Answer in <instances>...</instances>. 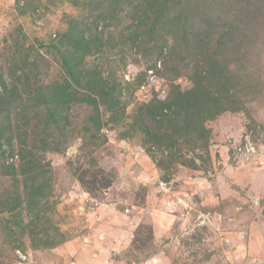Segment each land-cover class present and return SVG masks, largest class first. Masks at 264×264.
I'll use <instances>...</instances> for the list:
<instances>
[{
  "label": "rangeland",
  "instance_id": "rangeland-1",
  "mask_svg": "<svg viewBox=\"0 0 264 264\" xmlns=\"http://www.w3.org/2000/svg\"><path fill=\"white\" fill-rule=\"evenodd\" d=\"M154 1L0 0V264H264V0Z\"/></svg>",
  "mask_w": 264,
  "mask_h": 264
},
{
  "label": "trees",
  "instance_id": "trees-1",
  "mask_svg": "<svg viewBox=\"0 0 264 264\" xmlns=\"http://www.w3.org/2000/svg\"><path fill=\"white\" fill-rule=\"evenodd\" d=\"M156 1L159 2L160 6L164 5V4L168 5L169 3L172 2V0H155L154 2H156ZM235 2H238L242 5H244L246 7V9H248V6L252 3L251 0H247V1L246 0H238V1L235 0ZM160 6L155 8V9L161 8ZM198 12H199V10H197V8H193L190 11V14L188 15V17L191 18V20H193V18H194V20L197 21L199 24H201L202 27H205L207 25L206 19L202 18L200 15H198ZM177 24H178L177 31H178V35L180 36V42L183 44L185 49H188L190 46L189 40L194 38L196 34H199L200 31L191 27V25L193 24L192 22L182 24V21L179 22V20H177ZM0 85L2 87L6 86L1 79H0ZM194 91L195 90L192 89L191 91H188L187 93H185V92L180 93V96H179L180 99H178V96H177V99L181 102L179 104H181L182 106L185 105L183 108L187 107L186 105H187V102L190 100V98H189L190 95L196 96V93ZM9 92L11 94L15 93L14 90H13V92H11V91H9ZM2 103H3V100H2V96L0 95V110L3 108V105H1ZM217 110L218 111L221 110L218 105L214 106V109H211L212 112L210 114L208 113V115L212 116L213 114H215V111H217ZM204 118H205V115L202 117V119H204ZM202 122H203L202 120L198 121V130L201 131L202 133H206L207 129L204 128ZM37 190H38V187L33 185L32 183H29L28 185H26L25 193L28 195L27 198H33L35 196Z\"/></svg>",
  "mask_w": 264,
  "mask_h": 264
},
{
  "label": "built area",
  "instance_id": "built-area-1",
  "mask_svg": "<svg viewBox=\"0 0 264 264\" xmlns=\"http://www.w3.org/2000/svg\"><path fill=\"white\" fill-rule=\"evenodd\" d=\"M237 149L243 156H247L254 152V145L250 138L245 137L244 141L240 142Z\"/></svg>",
  "mask_w": 264,
  "mask_h": 264
},
{
  "label": "water",
  "instance_id": "water-1",
  "mask_svg": "<svg viewBox=\"0 0 264 264\" xmlns=\"http://www.w3.org/2000/svg\"><path fill=\"white\" fill-rule=\"evenodd\" d=\"M205 220L207 221V219L205 217H203L202 215H200L198 218V221H205Z\"/></svg>",
  "mask_w": 264,
  "mask_h": 264
}]
</instances>
